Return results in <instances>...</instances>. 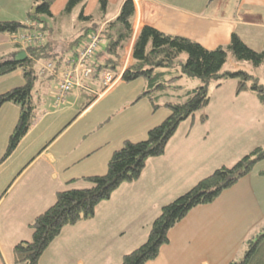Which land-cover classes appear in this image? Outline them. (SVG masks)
Returning <instances> with one entry per match:
<instances>
[{"label":"crops","instance_id":"1","mask_svg":"<svg viewBox=\"0 0 264 264\" xmlns=\"http://www.w3.org/2000/svg\"><path fill=\"white\" fill-rule=\"evenodd\" d=\"M123 1L106 0L113 8V14L104 13L107 20L117 15ZM66 2L53 1L54 17ZM133 3V37L149 25L208 49L227 45L232 33L254 50L264 46V0ZM98 4L99 0H85L84 15L92 14ZM28 22L26 18L22 23ZM10 45L6 54L21 50ZM70 54L71 50L66 56ZM226 85L229 92H220ZM105 86L102 91L94 87L95 100L75 117L86 100L79 90L56 104L54 78L35 82L31 126L9 157L0 161V264H13L12 246L30 239L28 223L52 204L57 191L85 187L82 178L103 174L112 152L125 140L144 138L149 128L169 114L166 108L152 110L146 98L137 100L144 87L142 78L130 82L117 78ZM236 86L235 79H227L213 88L205 114L181 122L164 153L149 158L136 181L121 184L101 201L91 219L65 226L38 264H119L124 254L144 242L164 204L214 169L231 165L264 145V107L253 93L237 92ZM4 105L0 108V158L19 116L17 104L12 103L11 111L2 110ZM203 114L206 120L201 122ZM263 226L264 159L213 202L193 207L169 229L168 241L157 257L145 264H228L239 259L244 241Z\"/></svg>","mask_w":264,"mask_h":264},{"label":"trees","instance_id":"2","mask_svg":"<svg viewBox=\"0 0 264 264\" xmlns=\"http://www.w3.org/2000/svg\"><path fill=\"white\" fill-rule=\"evenodd\" d=\"M32 1L36 9L34 13L27 12V19L29 22L42 23L46 42L40 46L24 48L26 57L20 62L13 60L15 52L0 56V78L19 70L24 80L23 84L0 94V108L7 102L19 106L17 122L8 137L0 161L9 157L31 126L35 82L42 78L37 74V62L53 61L55 69L62 66L68 51L74 53L87 34L97 30L102 23V43L90 63L93 72L86 82V89L80 90L86 100L80 104L75 117L95 100L98 95L95 88L100 91L105 89L102 82L104 73L111 74L114 78L119 77L124 82L142 78L144 87L137 100L146 98L152 110L166 108L169 114L149 128L144 139L125 140L112 152L103 174L82 178L87 183L85 187L57 191L52 204L28 223L30 239L18 241L12 246L13 264H38L45 249L65 226L91 219L96 206L109 199L121 184L136 181L146 161L164 153L167 142L175 134L179 124L205 109L209 103L210 91L220 87L225 80L235 79L237 92L253 93L264 107V86L258 82V78L245 71L225 69L229 53L254 66L264 62V46L259 51L254 50L236 33H232L227 45L213 49L185 36L163 33L149 25L142 26L133 37L135 7L132 0H124L117 15L111 20H105L106 0H99L97 18L93 14L84 15L85 0H67L63 13H70L80 5L79 18L89 22L76 35L56 39L52 24L55 17L50 11L54 0ZM27 27L26 23L0 20V33L13 34ZM131 40L129 58L123 66L125 51ZM14 46L20 48L18 45ZM183 77L197 78L199 84L186 90L181 100L160 101L162 96L166 97L172 91L180 89L176 83ZM205 120L206 116L201 115L200 121ZM263 159L264 145L257 146L232 165L214 169L187 191L164 204L152 221L144 242L124 254L119 264H145L155 259L160 247L167 243V233L171 227L193 207L213 202L221 192L233 186ZM228 264H264V226L244 241L239 259Z\"/></svg>","mask_w":264,"mask_h":264},{"label":"rangeland","instance_id":"3","mask_svg":"<svg viewBox=\"0 0 264 264\" xmlns=\"http://www.w3.org/2000/svg\"><path fill=\"white\" fill-rule=\"evenodd\" d=\"M35 6L36 5H33L32 0H0V20H14L18 22H25L27 18V12L31 11ZM80 11H81V6L77 5L76 7L73 8V10L70 13H66V12L63 13V10H62L61 13L55 17L54 21H52L53 28L55 30L54 38L63 39L68 36L69 37L74 36V34L76 35L80 31L81 27L88 24L89 21L82 20L79 18ZM104 13L106 15L113 14V8L111 4H109L106 7ZM92 14L94 18H97L99 16L97 9L94 10ZM105 20L107 19L105 18ZM102 24L104 26V23ZM11 36L12 34L0 33V56L6 55L7 51L10 49L11 47L10 42L12 43V41L10 40ZM125 57H126V53H125ZM225 69L232 70V71L241 70V71L247 72L248 74H252L256 78H258V82L264 86V62H262V64L258 66H254L251 62L239 60L229 53L227 57V61L225 63ZM198 80L199 79L197 78H185V77L181 78L176 83L177 85L180 86V89H177V91H172L173 93H171L170 95L166 97L162 96L160 98V101H163L165 99H171V100H176V101L181 100L182 95L186 90L192 87H195L199 84ZM23 82L24 80L22 78V73L21 71L17 70L16 73L0 78V91L3 89H7L9 87L10 88L16 87L18 85L23 84ZM220 92L228 93L229 88L227 87V85L226 87L221 89ZM13 108L14 107L12 103H6V105L3 106L2 110L11 111L13 110ZM206 111H207V108H205L203 111H199L198 113L195 114V116L197 117L199 113L201 112H204L205 114ZM12 113L13 115H15V110ZM7 114L11 116L10 112H8ZM62 124L63 122L61 123V125ZM210 124L212 125L215 124L214 118L211 120ZM61 125L58 126V129L61 127ZM135 141H138V140H135ZM251 150L247 151L245 154L249 153Z\"/></svg>","mask_w":264,"mask_h":264},{"label":"built area","instance_id":"4","mask_svg":"<svg viewBox=\"0 0 264 264\" xmlns=\"http://www.w3.org/2000/svg\"><path fill=\"white\" fill-rule=\"evenodd\" d=\"M42 28L43 25L41 22L31 21L25 30L13 33L10 40L13 45H18L22 49L31 46H40L46 42ZM102 28L103 24L97 30L89 32L77 50L64 59L62 66L55 69L52 61L39 63L37 74L40 77L50 75L54 78V99L56 104L62 102L67 93L73 90L80 91L85 88L86 82L90 79L93 72L90 63L102 43ZM130 49L131 44L129 51ZM117 78L119 77L114 78L111 74L104 73L102 75V82L103 84H108Z\"/></svg>","mask_w":264,"mask_h":264},{"label":"water","instance_id":"5","mask_svg":"<svg viewBox=\"0 0 264 264\" xmlns=\"http://www.w3.org/2000/svg\"><path fill=\"white\" fill-rule=\"evenodd\" d=\"M36 9V6L31 10V13H34ZM26 57V53L24 50H19L14 54L13 60L20 62L23 61Z\"/></svg>","mask_w":264,"mask_h":264},{"label":"bare ground","instance_id":"6","mask_svg":"<svg viewBox=\"0 0 264 264\" xmlns=\"http://www.w3.org/2000/svg\"><path fill=\"white\" fill-rule=\"evenodd\" d=\"M53 67L55 68V63L52 61ZM35 110V109H34Z\"/></svg>","mask_w":264,"mask_h":264}]
</instances>
